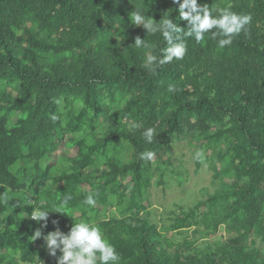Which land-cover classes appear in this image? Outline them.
I'll list each match as a JSON object with an SVG mask.
<instances>
[{
  "label": "trees",
  "instance_id": "obj_1",
  "mask_svg": "<svg viewBox=\"0 0 264 264\" xmlns=\"http://www.w3.org/2000/svg\"><path fill=\"white\" fill-rule=\"evenodd\" d=\"M198 3L251 23L223 49L211 33L187 38L185 56L153 74L146 54L167 45L130 13L186 29L174 0H0V264H57L43 237L80 222L101 229L119 264H264V0ZM182 138L217 187L159 225L150 191L175 174L182 185ZM223 226L227 239L209 241Z\"/></svg>",
  "mask_w": 264,
  "mask_h": 264
},
{
  "label": "clouds",
  "instance_id": "obj_2",
  "mask_svg": "<svg viewBox=\"0 0 264 264\" xmlns=\"http://www.w3.org/2000/svg\"><path fill=\"white\" fill-rule=\"evenodd\" d=\"M179 5V18L187 21L188 27L182 29L171 18H163L161 22L154 19H146L140 10L130 13V21L134 25L142 26L147 34L155 35L160 33L166 47L162 49L161 55L146 54L142 67L153 74L159 66L172 63L174 60L182 59L187 51L184 42L187 38H194L197 43L205 39V35L211 33L213 39H218V47L223 49L232 44L234 37L246 30V26L251 23V16L248 14L238 15L228 10H213L206 5H201L198 0H174ZM218 12V15L214 14ZM135 47L147 48L144 39L136 38ZM174 90V89H173ZM59 117L53 114L50 119L55 121ZM133 128H138V124H133ZM143 136L148 143L154 140V130L151 128L143 132ZM154 153L151 151L141 153L142 160L151 161ZM195 159L203 162V153L197 152ZM99 193H89L83 200V204L95 207ZM71 200L70 195H66L62 204L67 205ZM0 204H8L7 199H0ZM54 211L64 213L59 208ZM46 210H37L31 214V219L37 222L45 221L48 217ZM42 233L37 230L33 235V240L41 237ZM44 240L48 252L51 256H57V264H119L120 255L116 248L109 243L101 229L90 223H75L68 233L57 229L45 235Z\"/></svg>",
  "mask_w": 264,
  "mask_h": 264
},
{
  "label": "rangeland",
  "instance_id": "obj_3",
  "mask_svg": "<svg viewBox=\"0 0 264 264\" xmlns=\"http://www.w3.org/2000/svg\"><path fill=\"white\" fill-rule=\"evenodd\" d=\"M76 148L66 149V152L75 155ZM195 150L189 145L188 138H182L176 141L173 149V162L177 169L181 172L182 185L179 184L178 175L170 179L166 186H153L151 188L152 219L162 225L167 220L170 211L187 209L196 202L207 197L209 193H213L217 187L213 183V171L207 162H204L199 168L195 159ZM58 154L54 156H58ZM87 189L88 186H85ZM188 235H191L189 231ZM228 234L224 230V226L209 241L215 242L226 240ZM179 239H181L178 236ZM201 243V242H200Z\"/></svg>",
  "mask_w": 264,
  "mask_h": 264
}]
</instances>
